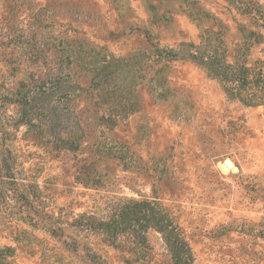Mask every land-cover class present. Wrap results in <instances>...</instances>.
<instances>
[{
    "label": "rangeland",
    "instance_id": "1",
    "mask_svg": "<svg viewBox=\"0 0 264 264\" xmlns=\"http://www.w3.org/2000/svg\"><path fill=\"white\" fill-rule=\"evenodd\" d=\"M170 234L264 264V0H0V264H175Z\"/></svg>",
    "mask_w": 264,
    "mask_h": 264
},
{
    "label": "trees",
    "instance_id": "2",
    "mask_svg": "<svg viewBox=\"0 0 264 264\" xmlns=\"http://www.w3.org/2000/svg\"><path fill=\"white\" fill-rule=\"evenodd\" d=\"M25 94H23V97ZM66 145L67 148L69 149H73L76 146L73 145V141L70 142H66L68 140H63ZM173 237L171 234L170 235H166V241H168L169 238ZM174 240V247L171 246L168 242V245L171 251V255L172 258L174 260L175 264H191L192 262V255H191V251L190 248L188 247V245L181 239H178L176 237H173Z\"/></svg>",
    "mask_w": 264,
    "mask_h": 264
},
{
    "label": "bare ground",
    "instance_id": "3",
    "mask_svg": "<svg viewBox=\"0 0 264 264\" xmlns=\"http://www.w3.org/2000/svg\"><path fill=\"white\" fill-rule=\"evenodd\" d=\"M226 164H227L228 166H231V167H228V166H226V165L223 164V168H224L225 170H228L229 168L232 169V170L235 169L234 162H233L232 159L229 158L228 161L226 162Z\"/></svg>",
    "mask_w": 264,
    "mask_h": 264
},
{
    "label": "water",
    "instance_id": "4",
    "mask_svg": "<svg viewBox=\"0 0 264 264\" xmlns=\"http://www.w3.org/2000/svg\"><path fill=\"white\" fill-rule=\"evenodd\" d=\"M228 161V159H226V161L225 162H227Z\"/></svg>",
    "mask_w": 264,
    "mask_h": 264
}]
</instances>
